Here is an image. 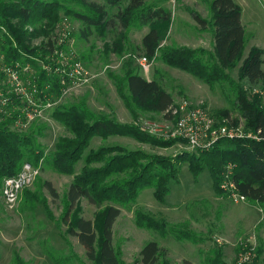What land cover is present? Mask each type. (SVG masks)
<instances>
[{
  "label": "trees",
  "instance_id": "1",
  "mask_svg": "<svg viewBox=\"0 0 264 264\" xmlns=\"http://www.w3.org/2000/svg\"><path fill=\"white\" fill-rule=\"evenodd\" d=\"M9 1V2H8ZM0 1V55L5 66L20 67L30 63L40 89L47 82L51 84L49 94L53 99L60 96L58 77L48 76L41 64L47 65L54 43L48 40L40 48H30L28 25L34 26L37 36L45 34L42 21L56 22L58 11L67 8L65 0H11ZM208 2L212 14L207 21L193 9L184 7L200 30H210L212 35V53L202 49H190L185 46L168 48L161 54V61L166 65L185 71L210 88L215 82L229 83V90L234 94L233 108L242 111L248 127L264 134V109L262 97L253 93L252 87L264 86V50L251 47L243 58L245 30L241 23V8L234 0H201ZM64 2V3H63ZM81 10L67 9L66 13L81 21L86 31L91 28L98 32L115 31L120 33V40L132 27H147L149 31L141 40L142 51L148 59L155 58L171 22L172 13L167 8L150 4L148 0H104L98 4L90 0H71ZM116 9V13H111ZM40 24V27L37 25ZM46 26H49L46 24ZM36 36V37H37ZM86 37L87 34L83 33ZM63 46V45H62ZM67 48V47H66ZM121 44L114 43L112 52L120 55ZM239 61V78L247 82L236 84L225 73L235 68ZM131 62V61H127ZM129 66V67H127ZM124 107L136 120L143 113L161 114L168 119L166 111L172 106L173 98L166 92L159 80L146 79L125 63L120 76L111 77ZM19 104V102H18ZM230 112L215 117L229 116ZM51 118L62 125L72 136L60 137L54 150L45 154L36 137L41 135L43 126L30 127L21 132L13 128L16 114L6 116L0 121V187L3 179L14 176L23 163L37 165L39 161L50 165L60 173L70 175L78 161H83L79 175L69 185L64 199L62 219L67 224L66 233L77 238L83 247L86 258L92 264H123L112 244V227L120 214L116 206H126L136 202L138 194L147 188L153 189V196L162 203L169 192V183L177 179V165L188 163L189 171L197 175L207 169L212 179L215 194L223 195L219 184L226 165L233 166L231 180L245 200L259 208H264V141L251 139L220 140L208 151H197L199 155L183 153L169 158L149 155L142 150H127L120 146L100 147L89 150L92 137L108 136L129 137L138 143L151 147H166L171 141L156 138L142 131L133 124H122L114 118L96 115L84 101L60 106L53 110ZM13 128V129H12ZM175 141V140H173ZM44 186L51 193L54 190L49 182ZM87 199L90 203L105 206L96 211L94 221L80 215L79 200ZM135 225L159 233L162 237L171 236L179 241L198 243V237L187 232L182 226L169 227L162 220H156L137 210L134 213ZM54 264H75L78 258L74 253L62 255L56 250H46ZM261 253V252H260ZM258 253V255L260 254ZM213 256V257H212ZM220 249L213 250L205 264H225ZM142 264H171L167 249L155 241H148L139 252ZM79 261V260H78ZM12 264H25L15 256ZM184 264H190L185 261Z\"/></svg>",
  "mask_w": 264,
  "mask_h": 264
},
{
  "label": "rangeland",
  "instance_id": "2",
  "mask_svg": "<svg viewBox=\"0 0 264 264\" xmlns=\"http://www.w3.org/2000/svg\"><path fill=\"white\" fill-rule=\"evenodd\" d=\"M67 1L69 3L63 2L67 8L58 11L56 22L42 21L41 26L44 32H47L46 35L37 36L34 26L26 27L32 34V38L29 39L30 48H41L42 43L54 41L62 52L70 53L73 61L75 59L81 61L83 71L87 73V79L89 78L86 83L73 86L65 95L56 98L58 100H54V105L44 109L40 117L36 116L31 120L22 117L24 119H21L20 123L13 124V128L25 133L32 126H43L44 130L36 140L45 154L54 150L58 138L72 136L51 118V113L57 107L80 101H84L88 109L96 115H109L122 124H133L147 133L156 131L157 126L161 125L165 128L164 134H167L171 124L164 122L163 115L143 113L135 120L119 98L111 77L120 76L125 63L131 62L140 76H147L149 80H159L162 88L172 96L173 102L187 100L192 104H201L213 115L217 111L221 114L228 111L230 112L228 117L220 118L227 117L230 126L241 128L242 131L251 130L242 111L233 108L234 94L229 90V83L215 82L210 88L208 84L185 71L166 65L160 59L166 49L181 46L212 53L211 31L200 30L184 9L189 7L210 21L212 14L208 2L148 0L150 4L155 3L169 9L172 13V22L155 58L150 59L152 61L150 69L144 76L138 67V58L144 56L141 40L149 31L147 27H132L122 40L120 33L115 31L98 32L91 28L88 33L85 32V26L81 21L66 13L67 9L81 8L70 2L71 0ZM90 1L104 4V0ZM237 3H240L241 12L243 11L241 23L245 29L242 58L244 59L251 47L264 50V0H238ZM111 13H116V9H112ZM37 26L40 27V24ZM83 33L87 36L84 37ZM114 43L121 44L123 51L120 55L112 52ZM2 59L0 55V82L4 78L2 69L5 65L2 64ZM25 65L30 66V63ZM240 65L241 61L235 68L226 70L225 73L234 83L248 86L246 81L239 78ZM262 68L264 69V64ZM252 90L259 91L264 109L263 84L253 86ZM16 111L7 109L5 114L0 113V121H5L7 113L11 116L12 112ZM174 123L175 121L172 122ZM154 137L163 139L160 136ZM165 140L171 141L170 144L159 148L138 143L129 137L94 136L90 139L83 156L89 150L110 146H120L132 151L142 150L149 155L169 158L181 156L183 153L199 155V152L191 148L185 140L170 137ZM82 166L83 161H78L73 173L67 175L42 163L38 176L22 191L13 207L8 208L0 195V264H12L15 256L25 264H54L46 253V250L52 249L62 255L74 253L79 260H76L75 264H92L86 258L77 238L66 233L67 224L62 219L65 194L74 178L79 175ZM177 169V179L170 181L169 192L162 203L155 200L153 189L147 188L138 194L135 203L116 206L120 209V214L112 227V244L120 261L123 264H142L139 257L141 248L148 241H155L160 247L167 249L171 264H184L185 261H189L190 264H205L204 259L210 257L212 251L217 249H220L225 264H264V208L249 204L247 201L239 202L237 198L229 197L223 190L221 191L225 196L215 194L207 169H203L197 175L189 171L188 163L178 164ZM44 182L51 184L55 195L46 189ZM104 206L105 204H92L85 198L79 200L80 215L90 221H94V214ZM137 210L156 220H162L169 227L182 226L187 232L199 238L198 243L179 241L171 236L162 237L157 232L139 228L134 222V213Z\"/></svg>",
  "mask_w": 264,
  "mask_h": 264
},
{
  "label": "built area",
  "instance_id": "3",
  "mask_svg": "<svg viewBox=\"0 0 264 264\" xmlns=\"http://www.w3.org/2000/svg\"><path fill=\"white\" fill-rule=\"evenodd\" d=\"M51 42L54 43L52 40ZM59 47L54 45V50L49 55L50 62L47 65L41 64V68L46 71L48 76L56 75L58 77L61 87L59 97H62L70 88L86 83L89 78L87 79V73L83 71L81 61L78 59L73 61L70 53L62 52ZM151 62L146 56L138 58V67L144 76L148 73ZM2 71L4 78L0 82V113L5 114L7 109L17 110L16 113L12 112V114H16L15 125L24 119L22 117L27 120L34 119L36 116L40 117L44 109L54 105V100H58L53 99V94L47 96L51 88L50 83L46 82L40 89L31 66L20 67L18 64L15 67L3 66ZM145 78L148 79L147 76ZM256 92L253 91V93L259 94V91ZM166 113L169 118L163 117L164 122L171 124V129L167 134H164L165 128L161 125L157 126L156 131H148L149 134L160 136L163 139L170 137V139L185 140L191 148L197 151H208L224 139L242 138L264 141V134H261L260 130L254 133L252 130L242 131L241 128L232 127L227 117H215L201 104H192L187 100L174 102ZM6 115L10 116L9 113ZM173 121H175L174 124H172ZM41 164L42 161L37 165L25 162L17 174L3 179L0 195L8 208L13 207L22 191L33 183L41 170ZM232 169L231 164L225 166L219 187L229 197L244 202L245 198L235 191L231 180Z\"/></svg>",
  "mask_w": 264,
  "mask_h": 264
},
{
  "label": "crops",
  "instance_id": "4",
  "mask_svg": "<svg viewBox=\"0 0 264 264\" xmlns=\"http://www.w3.org/2000/svg\"><path fill=\"white\" fill-rule=\"evenodd\" d=\"M236 3L238 2V0H234ZM238 4V3H237ZM240 4V3H239ZM238 4V5H239ZM240 6V5H239ZM241 20H243V11L241 12ZM245 30V29H244ZM259 30V29H258Z\"/></svg>",
  "mask_w": 264,
  "mask_h": 264
}]
</instances>
